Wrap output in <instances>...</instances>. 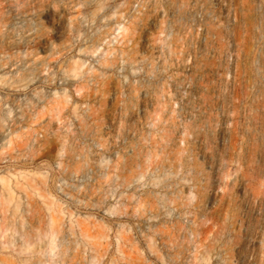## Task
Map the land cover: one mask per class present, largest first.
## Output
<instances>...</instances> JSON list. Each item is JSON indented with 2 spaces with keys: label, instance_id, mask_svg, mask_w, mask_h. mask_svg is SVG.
<instances>
[{
  "label": "rangeland",
  "instance_id": "rangeland-1",
  "mask_svg": "<svg viewBox=\"0 0 264 264\" xmlns=\"http://www.w3.org/2000/svg\"><path fill=\"white\" fill-rule=\"evenodd\" d=\"M0 264H264V0H0Z\"/></svg>",
  "mask_w": 264,
  "mask_h": 264
},
{
  "label": "bare ground",
  "instance_id": "bare-ground-1",
  "mask_svg": "<svg viewBox=\"0 0 264 264\" xmlns=\"http://www.w3.org/2000/svg\"><path fill=\"white\" fill-rule=\"evenodd\" d=\"M15 64H12L11 66H14Z\"/></svg>",
  "mask_w": 264,
  "mask_h": 264
}]
</instances>
